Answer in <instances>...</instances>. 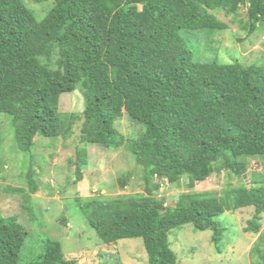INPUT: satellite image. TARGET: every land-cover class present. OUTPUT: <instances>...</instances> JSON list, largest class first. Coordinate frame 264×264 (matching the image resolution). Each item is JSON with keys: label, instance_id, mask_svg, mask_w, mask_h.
<instances>
[{"label": "trees", "instance_id": "1", "mask_svg": "<svg viewBox=\"0 0 264 264\" xmlns=\"http://www.w3.org/2000/svg\"><path fill=\"white\" fill-rule=\"evenodd\" d=\"M34 1L51 2L41 21L23 0H0V114L10 120L18 149L29 152L38 137L72 135L59 99L79 91L84 102L79 142L122 148L142 168L145 194L74 200L99 240L116 245L141 239L146 264H177L170 230L187 224L209 230L219 252L225 229L215 219L249 207L254 213L243 231L256 235L264 184L250 180L249 186L218 194L190 190L214 172L241 177L246 159L264 156V65L196 60L179 32L222 31L227 25L215 12L237 19L244 7L247 20L238 26L251 35L264 28V0ZM124 113L144 127L140 137L126 138L114 129ZM86 157L81 149L69 161L76 180ZM27 173L20 179L35 194L40 187ZM183 178L189 191L166 208L156 197L159 184ZM119 185L123 191L126 180ZM30 195L24 201L28 211ZM65 222L62 217L59 223ZM26 237L16 217L0 215V264H22ZM262 240L260 235L249 253L255 264H264ZM24 264L77 263L64 258L59 242L47 240L43 253Z\"/></svg>", "mask_w": 264, "mask_h": 264}, {"label": "rangeland", "instance_id": "2", "mask_svg": "<svg viewBox=\"0 0 264 264\" xmlns=\"http://www.w3.org/2000/svg\"><path fill=\"white\" fill-rule=\"evenodd\" d=\"M23 1L38 21L47 15L48 5L52 6L51 2L38 5L34 0ZM215 13L227 25L226 29L179 32L182 42L193 51L195 59L199 57L200 61L219 63L237 60L245 65H264V28L260 26L247 35L238 26L239 20H247L246 8L239 10L237 19L225 16L222 11ZM58 110L60 114L69 116L72 135L67 140L38 137L29 152L18 149L10 120H4V114H0V215L16 217L27 232L20 253L21 263L36 260L43 253L45 242L53 240L60 243L64 258L75 260L77 264H146L147 256L141 239H124L116 245L103 244L74 202L79 198L145 194L142 168L122 148L108 150L79 142L84 110L79 91L62 94ZM114 129L130 139H136L144 132V127L126 113L114 123ZM81 149L87 154V165L81 169V178L76 180L74 167L69 161L74 160L76 151ZM245 161V178L227 171L214 172L204 181L196 182L190 191L218 194L225 188H235L242 183L249 186L250 180L264 184V156ZM31 163L33 172H28L26 167ZM26 173L31 174L29 181L40 187L35 194L30 195L29 184L20 179V174L25 176ZM120 179L126 180L123 191L119 189ZM187 184L185 178L174 185L160 183L156 197L164 202L166 208L173 207L178 196L189 191ZM11 188L24 193H13L9 190ZM27 194L31 203L29 211L24 207ZM253 213V208L249 207L225 212L215 219L225 229L219 252L210 241L212 233L209 230L195 231L190 224L170 230L168 241L177 255V264H255L249 253L260 235L263 237L260 247L264 248V215L259 232L252 235L243 229ZM62 217H65V225L59 223Z\"/></svg>", "mask_w": 264, "mask_h": 264}, {"label": "water", "instance_id": "3", "mask_svg": "<svg viewBox=\"0 0 264 264\" xmlns=\"http://www.w3.org/2000/svg\"><path fill=\"white\" fill-rule=\"evenodd\" d=\"M243 177L245 178L246 176L245 175H243ZM72 236V235H71Z\"/></svg>", "mask_w": 264, "mask_h": 264}, {"label": "clouds", "instance_id": "4", "mask_svg": "<svg viewBox=\"0 0 264 264\" xmlns=\"http://www.w3.org/2000/svg\"><path fill=\"white\" fill-rule=\"evenodd\" d=\"M245 175V174H244Z\"/></svg>", "mask_w": 264, "mask_h": 264}]
</instances>
